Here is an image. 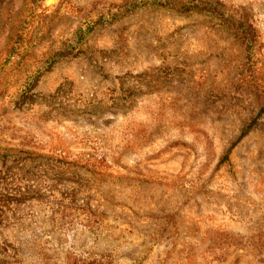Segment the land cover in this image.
<instances>
[{"label": "rangeland", "instance_id": "374dc122", "mask_svg": "<svg viewBox=\"0 0 264 264\" xmlns=\"http://www.w3.org/2000/svg\"><path fill=\"white\" fill-rule=\"evenodd\" d=\"M207 2L0 0V264H264V0Z\"/></svg>", "mask_w": 264, "mask_h": 264}, {"label": "trees", "instance_id": "16d2710c", "mask_svg": "<svg viewBox=\"0 0 264 264\" xmlns=\"http://www.w3.org/2000/svg\"><path fill=\"white\" fill-rule=\"evenodd\" d=\"M208 0H152L154 4H160L165 8H172V9H177V10H182V11H192L195 9L198 10H207L209 7V4L207 2ZM29 12L35 14L34 11V5H30L29 7ZM111 12L108 11L105 14H102L97 20H89L86 18L84 20V25L82 28H80V36H84L86 32H88L93 25L96 22H105L110 20ZM226 17V20L232 19L234 17V13L228 12L224 14ZM25 31H26V26L24 25L20 31L16 35V43L17 45H21L24 43V36H25ZM27 35V32H26ZM15 44L13 45V48L15 47ZM70 260L74 261V264H109L106 261H101V260H90V261H81V260H76L73 256L70 258Z\"/></svg>", "mask_w": 264, "mask_h": 264}]
</instances>
